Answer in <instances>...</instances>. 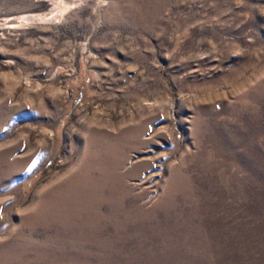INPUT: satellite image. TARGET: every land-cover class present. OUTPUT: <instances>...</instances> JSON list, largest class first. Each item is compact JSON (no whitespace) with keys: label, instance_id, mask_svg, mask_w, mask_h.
Instances as JSON below:
<instances>
[{"label":"rangeland","instance_id":"374dc122","mask_svg":"<svg viewBox=\"0 0 264 264\" xmlns=\"http://www.w3.org/2000/svg\"><path fill=\"white\" fill-rule=\"evenodd\" d=\"M0 264H264V0H0Z\"/></svg>","mask_w":264,"mask_h":264}]
</instances>
